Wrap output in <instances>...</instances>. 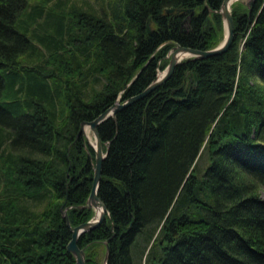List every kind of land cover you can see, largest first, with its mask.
<instances>
[{
	"label": "trees",
	"instance_id": "16d2710c",
	"mask_svg": "<svg viewBox=\"0 0 264 264\" xmlns=\"http://www.w3.org/2000/svg\"><path fill=\"white\" fill-rule=\"evenodd\" d=\"M220 1L0 0V264L75 263L59 206L92 217L80 121L144 87L174 41L219 42ZM230 11L226 49L182 57L96 123L106 209L77 237L84 264L104 240L101 264H132L138 232L142 264H264V0Z\"/></svg>",
	"mask_w": 264,
	"mask_h": 264
},
{
	"label": "water",
	"instance_id": "95a60500",
	"mask_svg": "<svg viewBox=\"0 0 264 264\" xmlns=\"http://www.w3.org/2000/svg\"><path fill=\"white\" fill-rule=\"evenodd\" d=\"M229 0H221L218 11L221 14L223 26H224V34L222 39L215 45L206 48L195 47L187 44H180L179 42L174 41L170 48L168 49V59L165 66L161 69V72L158 73L156 71L155 75L148 81V83L142 87L139 91L129 94L122 100L112 101L108 104L104 109L99 111L96 115H94L90 119H82L79 124V128L83 131L84 125H88L92 131L94 141H90L87 139V142L91 144L93 147V159H92V176L91 182L89 186V191L85 197V200L80 203H76L78 206L86 205L94 208L96 204L100 205V210L97 214L93 213L92 217L81 220L75 224H70L67 213L63 207L60 206L61 213L64 217L65 223L69 226L70 235L68 240L66 241V248L71 251L74 255V264H84V250L82 246H79L77 243L78 235L86 229L91 228L97 222H99L104 217L105 212V204L103 200L97 195L96 187L100 177L101 170V161L106 152V147L102 148V144L100 141V137L97 132L96 123L105 117L108 114H113L116 109L123 106L124 104L134 100L135 98L144 95L150 89H152L156 84L165 79L170 72L174 64L180 60L184 56L192 55L203 57L212 53H218L223 51L230 43L233 35V22L230 13V8L228 4ZM245 4H249L251 0H241ZM173 9V6H166L164 8L165 11ZM192 10L191 7H188V14ZM185 18V17H184ZM193 82L195 83L196 77L193 74ZM105 248L102 255V262L105 261L108 245L106 240Z\"/></svg>",
	"mask_w": 264,
	"mask_h": 264
},
{
	"label": "rangeland",
	"instance_id": "374dc122",
	"mask_svg": "<svg viewBox=\"0 0 264 264\" xmlns=\"http://www.w3.org/2000/svg\"><path fill=\"white\" fill-rule=\"evenodd\" d=\"M76 3H83L82 0H74ZM91 1V0H90ZM221 23H222V33H220V36L218 38V41H220L223 37V34H224V26H223V21H222V17H221ZM217 42V41H216ZM218 43V42H217ZM216 43V44H217ZM158 73L161 72V69H158L157 70ZM252 80V82L256 85V87L260 88L261 92H263L264 94V81L259 79V78H256L255 76L250 79ZM84 134H85V138H86V141L87 139L90 140V141H94L93 139V134H92V131L91 129L89 128L88 125H84V130H83ZM91 145V144H90ZM93 148V147H92ZM103 148V147H102ZM93 159V157H92ZM206 157H204L203 155L199 158V165L200 166H203L205 163H206ZM254 191H256V193L261 196V197H264V184L262 183H259L257 181H254ZM90 186V185H89ZM61 207H63L62 205H60ZM60 206H59V209H60ZM91 207V206H90ZM65 209V207H63ZM92 208V212L91 214H93L94 212V209L93 207ZM61 211V210H60ZM66 211V210H65ZM62 214V213H61ZM141 232H138L136 233V236H135V240L136 242L133 243L131 245V254H132V264H142L140 261H139V246H140V243L142 242V236L140 234ZM102 251V250H101ZM101 251L99 253V256H98V259H99V262L101 264L102 262V257H101ZM103 255V254H102Z\"/></svg>",
	"mask_w": 264,
	"mask_h": 264
},
{
	"label": "bare ground",
	"instance_id": "6f19581e",
	"mask_svg": "<svg viewBox=\"0 0 264 264\" xmlns=\"http://www.w3.org/2000/svg\"><path fill=\"white\" fill-rule=\"evenodd\" d=\"M232 1H235V0H229V1H228L229 8H230V4H231ZM240 1H241V0H240ZM251 1H252V0H251ZM249 4H250V3H249ZM249 4H248V5H249ZM246 5H247V4H246ZM230 13H231V11H230ZM231 17H232V15H231ZM232 22H233V19H232ZM225 49H226V48H225ZM212 54H213V53H212ZM167 55H168V54H167ZM209 55H210V54H209ZM117 100H118V99H117ZM117 100H116V101H117ZM82 206H86V205H82ZM93 209H94V213L97 214V213L99 212V210H100V205H99V204H96V205L94 206Z\"/></svg>",
	"mask_w": 264,
	"mask_h": 264
}]
</instances>
